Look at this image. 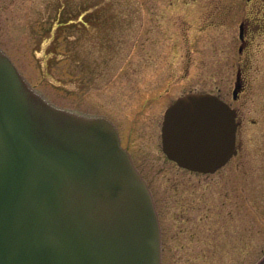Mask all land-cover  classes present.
Wrapping results in <instances>:
<instances>
[{"label":"rangeland","instance_id":"obj_1","mask_svg":"<svg viewBox=\"0 0 264 264\" xmlns=\"http://www.w3.org/2000/svg\"><path fill=\"white\" fill-rule=\"evenodd\" d=\"M0 46L54 103L121 130L157 203L162 264L264 255V0H0ZM238 61L247 87L235 100ZM189 90L240 113V152L215 173L181 169L162 149L164 112Z\"/></svg>","mask_w":264,"mask_h":264},{"label":"water","instance_id":"obj_2","mask_svg":"<svg viewBox=\"0 0 264 264\" xmlns=\"http://www.w3.org/2000/svg\"><path fill=\"white\" fill-rule=\"evenodd\" d=\"M238 125L219 95L189 92L165 111L162 148L213 173L237 153ZM161 234L115 124L52 102L0 46V264H161Z\"/></svg>","mask_w":264,"mask_h":264},{"label":"flooded vegetation","instance_id":"obj_3","mask_svg":"<svg viewBox=\"0 0 264 264\" xmlns=\"http://www.w3.org/2000/svg\"><path fill=\"white\" fill-rule=\"evenodd\" d=\"M250 22L246 19L242 20L240 25H239V39H240V46H239V52L242 54L244 52V50L248 47V43H249V38H248V35L249 37L251 36L249 31H250ZM237 70H236V78H235V86L238 85V93H237V96L236 98H234V94H233V98L236 100L239 98L240 94L246 89L247 85H246V79H245V76H244V66L242 64V61H238L237 63ZM192 91H199V90H189V91H186L184 93H182L181 95L185 94V93H188V92H192ZM231 104V103H230ZM232 105V104H231ZM236 111H237V120L239 122V125H238V131H239V127L241 126L242 122H241V119H240V113H239V110L238 108H235ZM162 128V126H161ZM238 131H237V134H238ZM119 132H120V135H121V141H122V144L124 143V139H123V135L121 133V130L119 129ZM125 145V143H124ZM126 147V145H125ZM127 148V147H126ZM237 153L231 157L229 159L228 162H230L235 156H237L240 152V149H241V145L238 141V135H237ZM194 173V172H193ZM196 173V172H195ZM192 208L194 209V206H192ZM159 211V210H158ZM159 217H160V213H159ZM160 222H161V217H160ZM161 229H162V223H161ZM161 238H162V261H163V230L161 231Z\"/></svg>","mask_w":264,"mask_h":264}]
</instances>
